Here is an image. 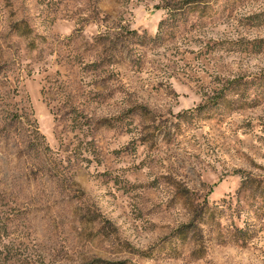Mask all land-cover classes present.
Returning a JSON list of instances; mask_svg holds the SVG:
<instances>
[{
	"label": "rangeland",
	"instance_id": "1",
	"mask_svg": "<svg viewBox=\"0 0 264 264\" xmlns=\"http://www.w3.org/2000/svg\"><path fill=\"white\" fill-rule=\"evenodd\" d=\"M0 264H264V0H0Z\"/></svg>",
	"mask_w": 264,
	"mask_h": 264
}]
</instances>
